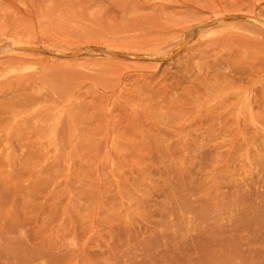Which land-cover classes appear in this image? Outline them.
Returning <instances> with one entry per match:
<instances>
[{"label": "rangeland", "instance_id": "1", "mask_svg": "<svg viewBox=\"0 0 264 264\" xmlns=\"http://www.w3.org/2000/svg\"><path fill=\"white\" fill-rule=\"evenodd\" d=\"M0 264H264V0H0Z\"/></svg>", "mask_w": 264, "mask_h": 264}]
</instances>
